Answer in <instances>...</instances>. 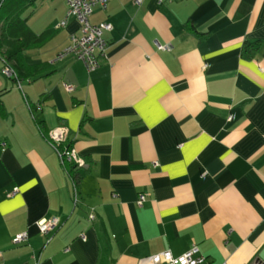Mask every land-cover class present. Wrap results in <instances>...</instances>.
<instances>
[{
    "label": "crops",
    "instance_id": "crops-1",
    "mask_svg": "<svg viewBox=\"0 0 264 264\" xmlns=\"http://www.w3.org/2000/svg\"><path fill=\"white\" fill-rule=\"evenodd\" d=\"M38 1L26 23L57 29L23 56L52 72L15 81L0 61V264H137L192 245L199 264H264V0L96 4L90 22L111 29L92 71L58 58L78 34L67 0ZM59 126L86 167L60 162Z\"/></svg>",
    "mask_w": 264,
    "mask_h": 264
},
{
    "label": "built area",
    "instance_id": "built-area-1",
    "mask_svg": "<svg viewBox=\"0 0 264 264\" xmlns=\"http://www.w3.org/2000/svg\"><path fill=\"white\" fill-rule=\"evenodd\" d=\"M107 0H67V15L75 17L78 23V34L71 36L70 43L59 53L58 58L66 55H71L75 59L81 60L88 71L95 70L100 65V57L103 55L106 47V42L103 38V32L111 29L109 22L91 23L89 16L96 4L105 5ZM140 0H136L138 3ZM159 48L166 49L169 45H158ZM2 73L8 77L14 75L12 69L8 66L2 68ZM68 90L71 86L67 87ZM67 128L59 126L51 129L46 133V138L51 146L56 150L60 162L73 165L75 169L86 167V161L81 157L77 150L71 146L63 144L66 140ZM2 146L5 143H1ZM17 192V187H14L9 195ZM76 200V196L74 198ZM145 200V194L138 195L137 204L141 205ZM93 211L89 213V219L93 218ZM59 223L56 216L44 218L36 223L41 234H46L54 229ZM26 239V233L20 232L15 235L13 242L18 243ZM198 248L192 245L187 251L178 256H173L170 251L165 250L159 253L148 255L139 259L137 264H199L203 261V257L196 255ZM226 264V263H224ZM245 264H263L257 258Z\"/></svg>",
    "mask_w": 264,
    "mask_h": 264
},
{
    "label": "trees",
    "instance_id": "trees-1",
    "mask_svg": "<svg viewBox=\"0 0 264 264\" xmlns=\"http://www.w3.org/2000/svg\"><path fill=\"white\" fill-rule=\"evenodd\" d=\"M37 0H2L0 5V61L2 67L8 66L14 72L15 81L35 80L50 74L51 65L41 62L28 65L23 52L47 43L57 28L48 27L35 33L26 23V17L32 12ZM258 42H245L243 54L253 57ZM73 165H69L71 167ZM74 169V167H73Z\"/></svg>",
    "mask_w": 264,
    "mask_h": 264
},
{
    "label": "rangeland",
    "instance_id": "rangeland-1",
    "mask_svg": "<svg viewBox=\"0 0 264 264\" xmlns=\"http://www.w3.org/2000/svg\"><path fill=\"white\" fill-rule=\"evenodd\" d=\"M40 1H41V0L38 1L37 5L40 3ZM66 4H67V2H66ZM36 7H37V6H36ZM66 11H67V10H66ZM28 15H29V14H28ZM36 15H38V14H36ZM28 24H30V25L32 26L33 23H31V20H30V21L28 22Z\"/></svg>",
    "mask_w": 264,
    "mask_h": 264
}]
</instances>
